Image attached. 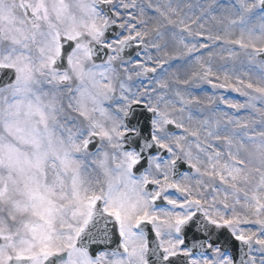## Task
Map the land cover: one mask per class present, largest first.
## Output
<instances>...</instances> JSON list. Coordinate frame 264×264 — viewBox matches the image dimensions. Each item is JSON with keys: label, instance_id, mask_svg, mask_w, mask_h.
<instances>
[{"label": "snow or ice", "instance_id": "1", "mask_svg": "<svg viewBox=\"0 0 264 264\" xmlns=\"http://www.w3.org/2000/svg\"><path fill=\"white\" fill-rule=\"evenodd\" d=\"M0 264H264V0H0Z\"/></svg>", "mask_w": 264, "mask_h": 264}]
</instances>
